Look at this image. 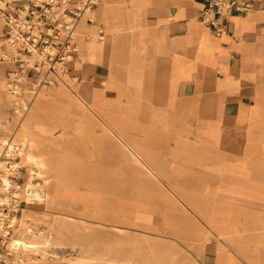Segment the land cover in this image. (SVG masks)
Here are the masks:
<instances>
[{
	"label": "crops",
	"instance_id": "obj_1",
	"mask_svg": "<svg viewBox=\"0 0 264 264\" xmlns=\"http://www.w3.org/2000/svg\"><path fill=\"white\" fill-rule=\"evenodd\" d=\"M241 1L254 9L232 11L219 36L198 19L203 0H100L79 21L68 86L43 85L23 117L20 176L47 172L55 215L92 223L76 249L103 252L54 264H129L124 242L104 252L109 229L199 250L196 264H264V160H252L264 153V0ZM6 32L0 21V42ZM13 47L0 50V114L6 75L34 59Z\"/></svg>",
	"mask_w": 264,
	"mask_h": 264
},
{
	"label": "rangeland",
	"instance_id": "obj_2",
	"mask_svg": "<svg viewBox=\"0 0 264 264\" xmlns=\"http://www.w3.org/2000/svg\"><path fill=\"white\" fill-rule=\"evenodd\" d=\"M8 1L22 3L24 0ZM99 3L100 2L97 3V6L99 5ZM19 68L21 70H24V65ZM25 70L24 73H18L17 75L14 74L12 81L7 79V75L5 78L6 84L4 86L3 94L5 99L7 100L8 107L7 110L5 109V111L1 112L0 114V161L2 162L3 160H7V168L11 165L10 162L13 163L12 160H14V156L11 153L7 154V148L5 143L2 141V138H5L6 141L8 140V142H18L21 140V132L19 131V129L26 112L22 111L21 103L22 101H24L28 105L30 104V100L33 98L35 92L39 88L35 85L39 82V80L43 78L42 73H37L32 70ZM67 72H65L61 76L65 78L66 82H69L66 75ZM7 84H9V86H7ZM16 84H18L19 87L14 89ZM46 84L47 83H45L44 85ZM6 88L8 89V91H6ZM0 108H2V106H0ZM20 111L21 113L18 116V112ZM5 127H7V129H5ZM19 160L22 164L21 158L18 159V161ZM252 160L254 162L264 160V153H256L254 151ZM22 167L23 166H21L20 168H16V172L18 173L14 174L13 177L10 176L13 183L21 185L29 183L30 185H33V182H37L40 185H34L33 187L31 186L30 189L35 190L40 195H42V197L44 196V194H46V198L44 200H37L30 196L29 199L26 200V198L22 196L23 193L21 191V195L17 197V210L15 208L11 210L12 215L13 212H16L17 215L19 214L16 224H13L14 226L11 231V237L13 236L14 230H18L21 227V217H23V222L32 227V234L28 238L40 244L37 252L26 253L16 249L10 250L9 244L8 249L7 242L5 247L3 248V251H0V262L1 260L5 259L4 264L73 263L81 262L80 258L84 257L86 255V252L90 254V257L96 255L100 256L103 252L101 249H93L89 251L84 249H76V247H80V245H85V238L81 239L78 237L80 235L76 234L75 231H78L80 229L76 228L78 226L91 225L92 223H85L70 217L56 216L53 210V197L51 196L53 187L52 185H47L46 180H44L45 177H48L47 172L36 171V173H29L28 179L22 180V175L20 176L23 170ZM31 167L33 166L31 165ZM12 169L13 168H11V170ZM3 172L4 168L0 167V174H2ZM262 176H264V174H262L261 171H254V177L260 178ZM6 195L8 197L12 196L8 193H6ZM108 231L110 236L109 251L104 250V252H108L109 257H117L119 247L118 243L124 242L126 250L121 252L125 253L127 258L126 260L127 262L129 261V264H132L133 258L138 257L139 253L140 257H142L143 259V262L144 258H146L147 261L155 262L157 259V264H196V258L198 257L200 252L199 250H180L173 247L172 245L166 244L163 240L139 238L137 235L119 231L117 229H109ZM119 234L124 236L122 238H119ZM94 237V241L96 243V234L94 235ZM142 241H146L147 243H149V241L152 242V247H154V249H149L146 245L141 247L140 243ZM99 247H101V245ZM135 247L142 248V250L135 249ZM8 252L9 254H7ZM33 258L36 259L34 260ZM114 263H116V261Z\"/></svg>",
	"mask_w": 264,
	"mask_h": 264
},
{
	"label": "built area",
	"instance_id": "obj_3",
	"mask_svg": "<svg viewBox=\"0 0 264 264\" xmlns=\"http://www.w3.org/2000/svg\"><path fill=\"white\" fill-rule=\"evenodd\" d=\"M71 1L29 0L21 6L4 3L0 7V21L7 27L0 50L2 46H21L23 55L27 58L34 56L30 62H24H28L31 70L42 73L43 78L36 87L60 80L61 75L68 71L76 27L100 0H74V4ZM253 9L251 3L241 0H203L198 19L219 36L225 32V24L232 11ZM4 59L5 56L0 57V60ZM13 77L14 74L10 75ZM15 169H12L14 174ZM12 200L6 193H0V251L8 242L13 227ZM4 262L5 259L0 264Z\"/></svg>",
	"mask_w": 264,
	"mask_h": 264
},
{
	"label": "bare ground",
	"instance_id": "obj_4",
	"mask_svg": "<svg viewBox=\"0 0 264 264\" xmlns=\"http://www.w3.org/2000/svg\"><path fill=\"white\" fill-rule=\"evenodd\" d=\"M3 1H6V0H0V2H3ZM100 52H102V51H100ZM60 81L62 83H64L65 85H67L66 84L67 82H66V80H65V78L63 76L60 77ZM41 88H42V86H40L37 89V91L35 92V94H34L33 97H36L38 99L41 98V97H43V93L39 92V89H41ZM21 105H22V111H27L28 110V104L26 102L22 101ZM20 113H21V111L18 112V116L20 115ZM25 128H26V125L22 121L21 124H20L19 131L22 132ZM2 141L6 145L7 154H10L11 153L14 156V160H12L13 163H11L9 161L10 164H11L9 166L10 168L9 167L7 168V165H8L7 164L8 163L7 160H5V161L3 160L2 162L0 161V167L1 168H4V172L2 174H0V193H8V194H11L12 195L10 197V198L13 199L12 200V204H13L12 205V209H14V208L16 209V207L18 206V200H17L18 198L17 197L19 195H21V191L23 193L22 196L24 198H26V200H28L30 196L32 198L37 199V200H43L42 195H40L35 190L30 189L31 186L32 187L34 186V184L33 185H30L29 183H27V184H22L21 185V184L13 183V181H12V179L10 177L12 174H14V172L11 170V168H13V169L14 168H20L22 166L21 161L20 160L18 161V159H20V158L22 160V141L20 140L18 142L17 141L8 142V140L6 141L5 138H2ZM26 159H27L28 162H30V161H34L35 160V157L32 156V155H30V154H27L26 155ZM15 171H17V170L15 169ZM16 173H18V172H16ZM18 215H17L16 212H13V215H12V224H16V222L18 220ZM23 219L24 218L21 217V227L18 230H14V232H13V236L11 237V240H10V243H9L10 250L16 249V250H20L21 252H26V253L37 252L40 243H38L36 241H32V240H30L28 238L32 234V227L29 226V225H27L26 223H24L23 222Z\"/></svg>",
	"mask_w": 264,
	"mask_h": 264
}]
</instances>
